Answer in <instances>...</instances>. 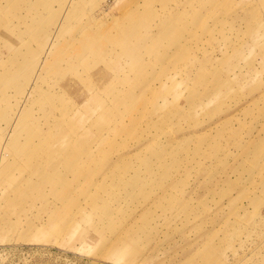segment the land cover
<instances>
[{
  "label": "rangeland",
  "instance_id": "374dc122",
  "mask_svg": "<svg viewBox=\"0 0 264 264\" xmlns=\"http://www.w3.org/2000/svg\"><path fill=\"white\" fill-rule=\"evenodd\" d=\"M0 264H264V0H0Z\"/></svg>",
  "mask_w": 264,
  "mask_h": 264
},
{
  "label": "bare ground",
  "instance_id": "6f19581e",
  "mask_svg": "<svg viewBox=\"0 0 264 264\" xmlns=\"http://www.w3.org/2000/svg\"><path fill=\"white\" fill-rule=\"evenodd\" d=\"M24 162H29V160L25 158Z\"/></svg>",
  "mask_w": 264,
  "mask_h": 264
}]
</instances>
